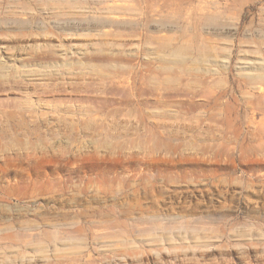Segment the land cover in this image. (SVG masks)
<instances>
[{
    "label": "rangeland",
    "instance_id": "1",
    "mask_svg": "<svg viewBox=\"0 0 264 264\" xmlns=\"http://www.w3.org/2000/svg\"><path fill=\"white\" fill-rule=\"evenodd\" d=\"M0 264H264V0H0Z\"/></svg>",
    "mask_w": 264,
    "mask_h": 264
}]
</instances>
